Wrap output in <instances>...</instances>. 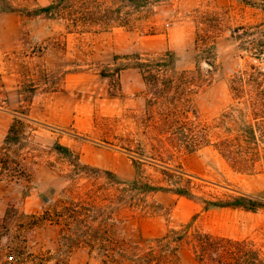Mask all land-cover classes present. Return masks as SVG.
I'll list each match as a JSON object with an SVG mask.
<instances>
[{"label": "trees", "instance_id": "trees-1", "mask_svg": "<svg viewBox=\"0 0 264 264\" xmlns=\"http://www.w3.org/2000/svg\"><path fill=\"white\" fill-rule=\"evenodd\" d=\"M163 1L167 0H112L111 5L102 6L96 0H52L22 13L54 21L68 34L92 29L133 30L142 25L154 5ZM237 1L264 12V0ZM14 12L11 0H0V14ZM194 13V46L188 56L167 50L157 56L114 57V62L125 61L118 71L137 70L144 85L141 123L147 129L149 147L146 150L137 143L128 150L132 178L83 164L78 152L55 143L51 151L68 163L73 181L81 176L91 182L83 191L74 190L75 186L64 188L40 214H26L20 210V200H9L0 216V264H67L70 253L80 247L87 250L93 264H183L181 248L190 253L193 264H264V253L252 240L202 231L194 226L196 215L154 239L126 233L129 218L162 209L150 201L158 193L194 201L204 211L264 209V193L214 197L183 171L170 167L179 156L211 147L238 173L264 170V21L232 26L225 12ZM222 32H228L227 39L255 63L246 61L230 77L231 103L206 121L194 101L211 83ZM188 65L192 68H186ZM20 91V96L26 94L22 101L31 102L34 87L22 84ZM21 110L0 145V183L18 187L23 199L30 192L33 172L22 155L31 128L25 109ZM146 166L156 169L158 177L147 175ZM44 226L57 230L56 248L34 253L37 231Z\"/></svg>", "mask_w": 264, "mask_h": 264}, {"label": "rangeland", "instance_id": "rangeland-1", "mask_svg": "<svg viewBox=\"0 0 264 264\" xmlns=\"http://www.w3.org/2000/svg\"><path fill=\"white\" fill-rule=\"evenodd\" d=\"M51 1L11 0L16 12L0 14V145L14 118L25 109L31 137L22 155L33 172L30 192L23 199L18 187L0 183V216L9 200H20V210L26 214H40L60 197L64 188L75 186L74 190L83 191L90 184V179L81 176L73 181L68 163L51 151L55 143L78 152L83 164L132 178L128 150L137 143L145 145L146 150L149 147V135L141 123L144 85L137 70L118 71L125 61L114 62V57L157 56L167 50L188 56L194 46L195 10L225 12L232 26L264 21L263 11L237 0H167L154 5L137 29H92L71 34L62 31L54 21L22 13L23 9L31 11ZM96 1L102 6L112 3ZM228 36V32H222L211 83L194 101L206 121L220 115L231 103L230 77L246 61L255 63ZM22 84L34 87L29 103L22 101L26 94H19ZM63 121L69 125H63ZM170 167L183 171L214 197L264 193V170L238 173L211 147L179 156ZM145 173L158 177L156 169L149 166ZM151 200L162 209L129 218L125 222L127 234L154 239L196 215L194 226L200 230L252 240L264 253V209L204 211L194 201L161 193ZM57 236L54 227L44 226L37 231V245L32 246V251H53ZM179 256L183 264H193L185 248L179 250ZM67 264L93 261H89L87 250L80 247L70 253Z\"/></svg>", "mask_w": 264, "mask_h": 264}, {"label": "crops", "instance_id": "crops-1", "mask_svg": "<svg viewBox=\"0 0 264 264\" xmlns=\"http://www.w3.org/2000/svg\"><path fill=\"white\" fill-rule=\"evenodd\" d=\"M126 74H128V73L126 72V73L124 74V76H125ZM121 77L123 78V75H121ZM61 110H62V112H64L63 109H61ZM64 124H65V125H69L67 121H63V125H64Z\"/></svg>", "mask_w": 264, "mask_h": 264}]
</instances>
